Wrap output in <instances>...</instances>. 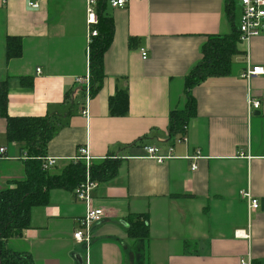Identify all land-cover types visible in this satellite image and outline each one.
<instances>
[{"label": "crops", "instance_id": "1", "mask_svg": "<svg viewBox=\"0 0 264 264\" xmlns=\"http://www.w3.org/2000/svg\"><path fill=\"white\" fill-rule=\"evenodd\" d=\"M0 0V81L7 79L6 111L13 117H49L55 130L46 149L50 169L76 161L87 147L93 162L120 157L117 173L98 182L91 204L106 216L92 226L88 246L73 232L85 204L72 190L54 188L48 202L31 209L28 227L6 247L32 264H264V22L260 34L238 44L231 72L190 88L195 114L187 141L168 140L169 113L185 106V78L201 61L208 35H229L238 26V0H128L108 7L112 40L103 53L105 78L91 94L87 116L72 99L74 78L87 69L85 0ZM21 40V56L6 60V36ZM147 51L142 58L141 50ZM127 91V111L112 116L109 98ZM258 109L249 110V99ZM0 116V189L23 177L20 145L9 143ZM145 145L173 158L145 157ZM198 153L196 169L187 156ZM259 208L248 212L240 190ZM145 214L149 238L133 241L125 219ZM236 230L248 238L236 237ZM144 256V258H143Z\"/></svg>", "mask_w": 264, "mask_h": 264}, {"label": "trees", "instance_id": "2", "mask_svg": "<svg viewBox=\"0 0 264 264\" xmlns=\"http://www.w3.org/2000/svg\"><path fill=\"white\" fill-rule=\"evenodd\" d=\"M106 0L96 5L98 34L89 45V70L91 94L100 89L105 74L102 57L109 46L113 34L112 17L106 12ZM237 27L229 35H208L201 48L202 59L185 78L186 103L181 109L169 113L168 132L170 138L184 134L185 127L195 114V100L189 91L203 79L225 76L231 72L232 57L241 53ZM21 40L17 36H6V60L21 56ZM8 81H0V116L6 120V140L20 145V151L28 157L23 162V177L10 180L0 189V262L1 264H32L31 259L11 252L6 242L20 237L29 225L33 207L48 202L49 191L54 188L73 190L85 176V164L81 160L66 161L57 171L44 170L42 158L46 156L47 144L54 134V126L49 117H13L6 111ZM127 91H117L109 98V112L112 116H123L127 111ZM120 160L106 157L101 162H93L91 177L98 182L111 179L117 173ZM127 236L133 241L144 242L149 238L148 218L145 214H130L126 219ZM144 258V256H143Z\"/></svg>", "mask_w": 264, "mask_h": 264}, {"label": "built area", "instance_id": "3", "mask_svg": "<svg viewBox=\"0 0 264 264\" xmlns=\"http://www.w3.org/2000/svg\"><path fill=\"white\" fill-rule=\"evenodd\" d=\"M99 0H85L86 2V27H87V69L83 76H76L74 78L75 87L72 89L71 98L80 99L81 98V113L85 116L88 114V104L89 98L91 96V78L89 70V45L92 38L95 37L98 32L96 29V24L98 22L96 14V5ZM109 7H124L128 0H106ZM241 12H240V22L237 26L239 32V39L241 42H249L252 38L258 36L263 29L264 22V0H238ZM29 6L36 8L38 7L37 0H27ZM142 58L147 57V51L141 50ZM264 74L263 66H247L241 74L244 79H250L255 75ZM260 101L258 99H249V110L258 109ZM187 128L185 127L184 134L176 136L175 138H170L168 140H174L175 142H186L187 141ZM145 150V157L151 158L159 163L165 160L171 159L175 156L172 154L173 146L167 145L165 150L158 145H145L143 147ZM5 149L0 147V154H3ZM26 152L22 153L21 158H27ZM113 159H120L118 155L110 156ZM186 159L191 160L190 167L192 170L196 169V159L198 158V153L193 156H187ZM75 160H81L85 164V176L84 180L77 185L72 191L76 200L81 201L85 204V213L79 221V227L74 230L73 238L80 243H84L88 246L92 240V226L95 222L101 221L105 216L106 212L101 207H94L91 204V192L98 186V181L92 179L91 177V166L93 164V157L89 154L87 147H82L78 150ZM42 167L44 170H50L56 164V158L44 156L42 158ZM241 197L245 200L247 204L248 212L255 211L259 208V201L252 196L251 192L246 190H240ZM236 237L248 238L249 234L245 230H236L234 232ZM241 264H250L249 260L240 259Z\"/></svg>", "mask_w": 264, "mask_h": 264}, {"label": "rangeland", "instance_id": "4", "mask_svg": "<svg viewBox=\"0 0 264 264\" xmlns=\"http://www.w3.org/2000/svg\"><path fill=\"white\" fill-rule=\"evenodd\" d=\"M238 19H239V21H238V24H239V22H240V17H238ZM4 161H1L0 162V168L3 170L4 169V167H6V166H4Z\"/></svg>", "mask_w": 264, "mask_h": 264}, {"label": "water", "instance_id": "5", "mask_svg": "<svg viewBox=\"0 0 264 264\" xmlns=\"http://www.w3.org/2000/svg\"><path fill=\"white\" fill-rule=\"evenodd\" d=\"M0 264H1V262H0Z\"/></svg>", "mask_w": 264, "mask_h": 264}]
</instances>
